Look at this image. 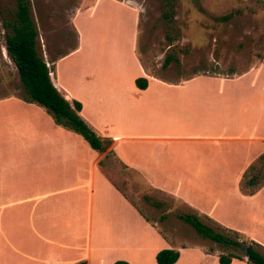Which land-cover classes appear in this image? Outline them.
<instances>
[{
  "label": "crops",
  "instance_id": "crops-1",
  "mask_svg": "<svg viewBox=\"0 0 264 264\" xmlns=\"http://www.w3.org/2000/svg\"><path fill=\"white\" fill-rule=\"evenodd\" d=\"M102 18L128 27L86 29ZM139 21L124 0L83 4L73 17L76 49L50 64L53 84L82 104L91 129L113 140L110 150L124 170L264 247V185L251 195L243 190L264 155V63L234 77H153L138 56ZM96 34L108 46L118 35L127 55L108 76L79 75L100 47ZM140 77L148 79L145 90L136 86ZM107 153L24 95L0 93V264H158L165 249L180 252L175 264L185 256L189 264L193 251L204 253L175 247L145 219L100 165Z\"/></svg>",
  "mask_w": 264,
  "mask_h": 264
},
{
  "label": "rangeland",
  "instance_id": "rangeland-1",
  "mask_svg": "<svg viewBox=\"0 0 264 264\" xmlns=\"http://www.w3.org/2000/svg\"><path fill=\"white\" fill-rule=\"evenodd\" d=\"M28 1L39 35L37 49L45 61L50 65L76 49L78 33L73 17L79 7L92 4L95 0ZM124 1L139 11L137 52L143 67L153 77L174 82L203 75L234 77L264 63V0H176L172 27H168L162 18L164 0ZM16 7L17 0H0V93L25 95L18 70L7 55L3 26ZM234 11L240 13L235 14L231 21L224 23L216 20ZM127 27L109 23L108 18H102L91 26L86 25V29L96 32L105 28H120L124 33ZM94 38L99 41L100 47L90 50L91 59L85 65L82 63L79 75L96 71L108 76L114 63L119 64L128 49L117 46L118 35L109 46L105 45L103 37L96 34ZM167 56L173 60L165 66ZM76 65L79 66V63ZM103 162L105 172L117 182L128 184L126 189L131 199L175 247H199L204 252L193 251L189 264H216L213 254L206 255L207 252L217 255L230 252L201 238L180 218L195 211L177 199L152 189L137 174L124 170L115 157L105 158ZM144 196H149L151 202H146ZM154 203L160 206L156 208ZM202 219L216 227L207 218L202 216ZM132 233L134 229L128 230L129 235ZM112 243L114 249L118 247V243ZM183 264H187V256Z\"/></svg>",
  "mask_w": 264,
  "mask_h": 264
},
{
  "label": "trees",
  "instance_id": "trees-1",
  "mask_svg": "<svg viewBox=\"0 0 264 264\" xmlns=\"http://www.w3.org/2000/svg\"><path fill=\"white\" fill-rule=\"evenodd\" d=\"M175 5L176 0H164L162 18L168 27H172L174 21ZM237 13H240V11H234L217 17L216 20L227 23ZM3 26L6 30L5 41L7 55L18 70L21 84L25 90L24 100L29 103L40 104L46 108L53 116L56 124L79 134L93 150L100 153L108 152L106 158H111V156L115 157L112 150H110L114 143L113 140L103 138L91 129L80 115L82 104L78 101L70 103L53 84L51 71L47 62L37 49L39 35L32 18L30 2L28 0H17V7L14 14L9 20L3 22ZM66 55L68 54L60 58ZM172 60L171 56H167L165 66L169 65ZM174 60L177 61L175 58ZM135 83L140 90L147 89L149 84L148 79L145 77L136 79ZM100 165L103 166L104 162L101 161ZM122 167L127 169L125 166ZM110 180L123 196L150 222L129 196L126 184L119 183L113 178H110ZM263 185L264 155L260 157L256 165L251 166L249 173L245 176L243 190L245 193L251 195ZM144 200L148 203L151 202L149 196H144ZM159 206V203H154V207L158 208ZM180 218L191 226L204 240L216 243L230 250L228 254L218 255L220 264H231L234 259L244 260L248 264H264V247L255 241L246 239L239 232L224 228L207 218L215 224L216 227H214L206 223L197 212L181 215ZM207 254L214 253L207 252ZM179 258L180 252L174 249L162 250L156 257L158 264H175ZM79 264H86V262ZM115 264L127 263L117 262Z\"/></svg>",
  "mask_w": 264,
  "mask_h": 264
},
{
  "label": "built area",
  "instance_id": "built-area-1",
  "mask_svg": "<svg viewBox=\"0 0 264 264\" xmlns=\"http://www.w3.org/2000/svg\"><path fill=\"white\" fill-rule=\"evenodd\" d=\"M48 65V67H50V65L49 64H47ZM51 73V72H50Z\"/></svg>",
  "mask_w": 264,
  "mask_h": 264
}]
</instances>
